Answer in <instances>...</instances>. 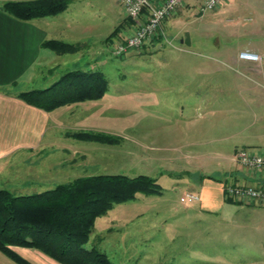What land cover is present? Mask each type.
Returning a JSON list of instances; mask_svg holds the SVG:
<instances>
[{
  "label": "rangeland",
  "instance_id": "obj_1",
  "mask_svg": "<svg viewBox=\"0 0 264 264\" xmlns=\"http://www.w3.org/2000/svg\"><path fill=\"white\" fill-rule=\"evenodd\" d=\"M182 1L190 7L176 9L152 40L118 57L111 48L126 36L129 21L116 0H67L55 20L68 26L79 51L65 56V65L99 73L106 86L97 109L85 101L90 115L80 105L69 119L56 113L67 128L58 130L64 136L55 184L142 175L157 185L156 195L135 194L92 224L84 248L112 264H264V204H228L217 189L203 188L223 171L217 155H264V75L244 79L231 61L245 45L264 54V24L246 27L256 24L262 2L240 1L230 11L221 3L201 14L202 0ZM256 65L264 72V58ZM72 133L118 140L80 142ZM185 194L197 202L181 204Z\"/></svg>",
  "mask_w": 264,
  "mask_h": 264
},
{
  "label": "crops",
  "instance_id": "obj_2",
  "mask_svg": "<svg viewBox=\"0 0 264 264\" xmlns=\"http://www.w3.org/2000/svg\"><path fill=\"white\" fill-rule=\"evenodd\" d=\"M25 1L31 0H0V190H7L15 197L43 193L52 187L63 184H55L58 177L56 173L57 156L59 155L57 143L59 137L64 136V134L60 135L58 130L63 132L67 127L59 123L56 113H64V117L69 119L74 114V108H77L75 105L85 107L81 114L88 113L89 115L91 108L94 110L99 106L96 101H87L97 106L90 108L89 103L84 102L45 112L39 108L25 105L18 97L23 92L42 91V89L52 86L60 75L73 71H68V67L71 69L77 67V64L75 65L73 62L68 66L65 65L69 59L65 56L68 55L53 54L42 46L43 42L49 40L74 45L71 41L73 37L67 33L68 26L58 25V21L55 20L65 11L53 17H41L21 22L1 10L5 2L24 3ZM240 1L245 2V0H223L220 7L222 10L230 11V9L236 8L237 2ZM251 2L256 6L262 2L259 7L261 11H255L253 14L256 24L253 23L246 27L256 26L255 28H258L264 24V0H251ZM189 7V4L182 1L176 9H188ZM247 21H251V19ZM230 30L234 32V35L240 32L237 26L236 28L231 27ZM244 32H247L246 28ZM245 51L252 52L259 57V63L264 58L263 53L255 52L251 46L239 47L233 53L231 61L240 66L243 71L242 78L262 77L264 72L259 70V66L249 61L242 62L236 57L239 52ZM80 121L83 122L81 119ZM235 152L222 156L216 154L223 171L220 176L214 178L216 182L213 180L205 183L210 185L212 182L214 186L203 187L205 191L217 189L222 200V191L227 183L225 178L233 186L237 184L249 187L264 185V172L246 171L235 162ZM10 249L17 258L23 259L29 264H58L52 259L44 257L37 250L16 249V247ZM0 264L16 263L2 256L0 252Z\"/></svg>",
  "mask_w": 264,
  "mask_h": 264
},
{
  "label": "trees",
  "instance_id": "obj_3",
  "mask_svg": "<svg viewBox=\"0 0 264 264\" xmlns=\"http://www.w3.org/2000/svg\"><path fill=\"white\" fill-rule=\"evenodd\" d=\"M67 0H31L4 3L1 10L10 17L26 22L53 17L64 12ZM42 46L56 55L76 53L77 45L45 41ZM105 81L92 71H69L42 91L20 93L27 106L41 111H54L62 106L85 101L95 102L104 93ZM80 142L112 146L118 139L106 134L72 133ZM207 179H210L207 178ZM158 187L147 176L92 175L52 187L46 192L15 197L0 190V252L16 264H29L17 258L10 248H30L58 264H112L95 249L84 246L95 219L101 218L115 204L127 203L137 195H156ZM223 202L238 205L223 197Z\"/></svg>",
  "mask_w": 264,
  "mask_h": 264
},
{
  "label": "built area",
  "instance_id": "obj_4",
  "mask_svg": "<svg viewBox=\"0 0 264 264\" xmlns=\"http://www.w3.org/2000/svg\"><path fill=\"white\" fill-rule=\"evenodd\" d=\"M182 0H116V5L122 9L125 19L129 21V30L121 42L113 44L112 54L123 56L128 51H136L156 36L162 22L173 15ZM223 0H202L200 13L214 11ZM236 57L242 62H253L259 64L260 58L252 52H239ZM235 162L246 169V171L264 172V155L254 152L236 150ZM223 197L232 200L236 204L251 206L252 204H264V185H228L222 191ZM198 198L191 194H185L179 200L181 204L197 202Z\"/></svg>",
  "mask_w": 264,
  "mask_h": 264
},
{
  "label": "water",
  "instance_id": "obj_5",
  "mask_svg": "<svg viewBox=\"0 0 264 264\" xmlns=\"http://www.w3.org/2000/svg\"><path fill=\"white\" fill-rule=\"evenodd\" d=\"M188 42H189L188 34L184 33V42H182V43H183V45L188 46Z\"/></svg>",
  "mask_w": 264,
  "mask_h": 264
}]
</instances>
